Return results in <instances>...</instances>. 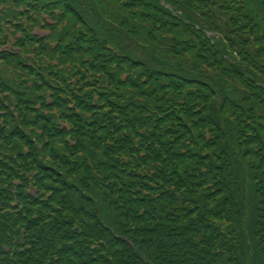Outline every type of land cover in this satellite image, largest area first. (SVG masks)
<instances>
[{
  "label": "trees",
  "instance_id": "obj_1",
  "mask_svg": "<svg viewBox=\"0 0 264 264\" xmlns=\"http://www.w3.org/2000/svg\"><path fill=\"white\" fill-rule=\"evenodd\" d=\"M0 264H264V0H0Z\"/></svg>",
  "mask_w": 264,
  "mask_h": 264
}]
</instances>
